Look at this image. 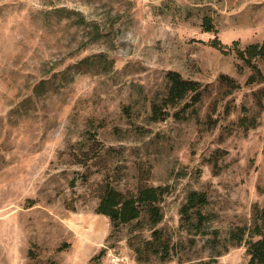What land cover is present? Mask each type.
<instances>
[{
  "label": "rangeland",
  "instance_id": "rangeland-1",
  "mask_svg": "<svg viewBox=\"0 0 264 264\" xmlns=\"http://www.w3.org/2000/svg\"><path fill=\"white\" fill-rule=\"evenodd\" d=\"M235 40L264 41V0H0V264H87L102 247L94 264H248L227 232L264 207V56ZM168 70L202 96L153 120ZM105 178L166 187V259L136 260L129 225L95 212ZM191 189L208 195L201 232L180 219Z\"/></svg>",
  "mask_w": 264,
  "mask_h": 264
},
{
  "label": "trees",
  "instance_id": "trees-1",
  "mask_svg": "<svg viewBox=\"0 0 264 264\" xmlns=\"http://www.w3.org/2000/svg\"><path fill=\"white\" fill-rule=\"evenodd\" d=\"M205 24L207 29H210L211 22L208 18ZM212 44L223 51H225L224 47H227L217 39ZM231 45L229 49L234 50L240 58L264 56V41L253 42L241 48L235 40ZM165 78L164 91L157 93L151 101V119L165 118L169 114L168 107H175L181 103L179 110H173V116L184 117L181 112H185L188 108H191L189 113H192L193 105L201 99L203 92L199 81L183 77L176 70H168ZM224 79L226 78L223 76ZM165 191L166 187L162 185H142L135 192H124L116 188L107 178L100 186L95 212L107 216L113 229L121 224L129 225L131 234L127 236V239L135 253L136 260H148L151 256L166 259L169 256L170 236L164 228L157 226L163 218L161 201ZM208 202L205 190L191 189L186 193L185 200L180 207V219L186 228L195 226L197 232L203 231L201 224L206 214L200 208ZM144 230L148 232L147 236L140 238L138 242L134 241L133 239H136ZM111 234L112 230L105 241L110 240ZM227 240L231 245L244 242L248 264H264V207L253 203L250 221L228 230ZM104 254L105 248L102 247L90 257L87 264H94Z\"/></svg>",
  "mask_w": 264,
  "mask_h": 264
}]
</instances>
